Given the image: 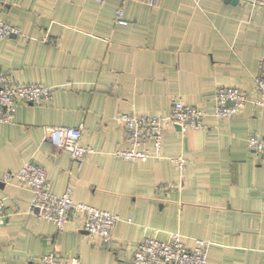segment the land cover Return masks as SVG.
Returning a JSON list of instances; mask_svg holds the SVG:
<instances>
[{"label": "crops", "instance_id": "obj_1", "mask_svg": "<svg viewBox=\"0 0 264 264\" xmlns=\"http://www.w3.org/2000/svg\"><path fill=\"white\" fill-rule=\"evenodd\" d=\"M0 0V19L20 35L0 38V67L21 84L52 88L46 104L22 102L0 123V264H40L50 252L86 264H133L146 235L172 233L189 247L211 243L208 264H264V156L249 149L264 136V106L254 103L264 60V4L231 0ZM48 35L50 41L43 38ZM221 84L248 94L244 109L215 115ZM182 100L205 112L204 128L168 124L162 154L119 158L129 146L118 112L168 116ZM83 125L81 143L94 148L81 163L54 148L51 126ZM144 147H148L145 145ZM184 157L183 172L173 162ZM47 171L55 194L119 216L113 243L84 230L80 216L63 230L31 210L32 191L16 178L28 162ZM169 187V188H168Z\"/></svg>", "mask_w": 264, "mask_h": 264}, {"label": "built area", "instance_id": "obj_2", "mask_svg": "<svg viewBox=\"0 0 264 264\" xmlns=\"http://www.w3.org/2000/svg\"><path fill=\"white\" fill-rule=\"evenodd\" d=\"M120 7L117 10L115 21L125 24L123 6L128 0H118ZM260 6L264 0H240ZM156 0H150L154 5ZM15 26L0 19V38L20 35ZM44 41H50L46 35ZM52 88L44 84H21L14 81L11 74L0 67V123L11 122L20 103L36 105L50 101ZM254 103L264 106V60L260 64L255 78ZM215 115L227 119L241 112L248 103V94L238 85L221 84L216 87L214 94ZM205 112L200 108L187 104L182 100L173 103L168 116L138 115L135 113L118 112L115 115L117 123L125 130L129 146L115 151L119 158L131 161H146L151 157L162 154L163 134L168 124L177 125L185 132L187 129L201 130L204 128L203 117ZM83 125L77 127L51 126L47 128V137L51 145L70 154L76 163L83 162L94 152V148L81 143ZM148 145V147H144ZM249 149L259 157L264 156V136L259 132H252L248 138ZM173 162L183 172L187 167L184 157L174 158ZM18 179L32 191L33 199L31 210L39 217L54 222L59 230H63L68 223H74L83 217L84 230L92 236L102 238L105 246L112 245L113 230L119 216L83 202L73 199L72 189L68 188L63 194H55L49 188V179L46 169L31 161L26 162L16 173L8 172L6 180ZM169 188V187H168ZM8 219L6 205L0 199V226ZM211 243L197 238L195 244L189 247L186 239L180 233H172L166 241L155 236L146 235L138 244L133 255V264H208V253ZM40 264H86L78 258H65L50 252L38 258Z\"/></svg>", "mask_w": 264, "mask_h": 264}, {"label": "water", "instance_id": "obj_3", "mask_svg": "<svg viewBox=\"0 0 264 264\" xmlns=\"http://www.w3.org/2000/svg\"><path fill=\"white\" fill-rule=\"evenodd\" d=\"M231 1H234V2H235V1H238V0H231ZM178 128H179V127H178ZM179 129H180V128H179Z\"/></svg>", "mask_w": 264, "mask_h": 264}, {"label": "rangeland", "instance_id": "obj_4", "mask_svg": "<svg viewBox=\"0 0 264 264\" xmlns=\"http://www.w3.org/2000/svg\"><path fill=\"white\" fill-rule=\"evenodd\" d=\"M187 130H190V129H187ZM187 130H186V131H187Z\"/></svg>", "mask_w": 264, "mask_h": 264}]
</instances>
